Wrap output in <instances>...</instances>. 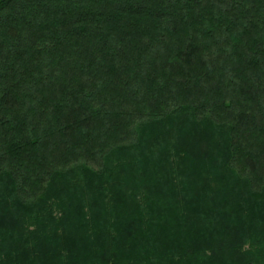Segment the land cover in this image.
Returning a JSON list of instances; mask_svg holds the SVG:
<instances>
[{
  "label": "trees",
  "instance_id": "1",
  "mask_svg": "<svg viewBox=\"0 0 264 264\" xmlns=\"http://www.w3.org/2000/svg\"><path fill=\"white\" fill-rule=\"evenodd\" d=\"M0 264H264V0H0Z\"/></svg>",
  "mask_w": 264,
  "mask_h": 264
}]
</instances>
